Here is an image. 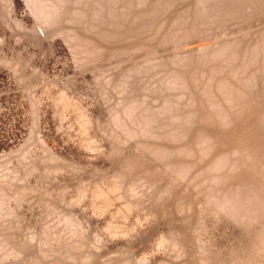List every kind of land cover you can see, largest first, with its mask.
<instances>
[{
  "label": "rangeland",
  "instance_id": "374dc122",
  "mask_svg": "<svg viewBox=\"0 0 264 264\" xmlns=\"http://www.w3.org/2000/svg\"><path fill=\"white\" fill-rule=\"evenodd\" d=\"M0 138V264H264V0H0Z\"/></svg>",
  "mask_w": 264,
  "mask_h": 264
},
{
  "label": "trees",
  "instance_id": "16d2710c",
  "mask_svg": "<svg viewBox=\"0 0 264 264\" xmlns=\"http://www.w3.org/2000/svg\"><path fill=\"white\" fill-rule=\"evenodd\" d=\"M3 137V136H1ZM13 139H16V138H13ZM9 141L11 140H3L2 138H0V147H2V145L6 146V147H9Z\"/></svg>",
  "mask_w": 264,
  "mask_h": 264
}]
</instances>
